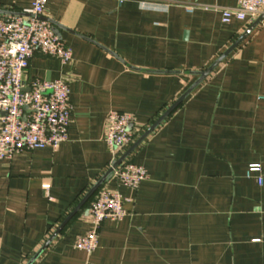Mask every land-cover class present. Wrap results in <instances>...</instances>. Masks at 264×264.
<instances>
[{
	"label": "crops",
	"instance_id": "obj_1",
	"mask_svg": "<svg viewBox=\"0 0 264 264\" xmlns=\"http://www.w3.org/2000/svg\"><path fill=\"white\" fill-rule=\"evenodd\" d=\"M33 2L0 0V17ZM236 7L48 0L73 61L37 52L24 80L69 83V139L0 161V264H29L56 234L34 264H264V182L247 176H264V21L128 157L148 179L137 190L104 182L127 215L102 225L94 254L75 248L102 186L77 208L115 159L109 115L134 116L138 141L253 25L222 23L220 10Z\"/></svg>",
	"mask_w": 264,
	"mask_h": 264
},
{
	"label": "built area",
	"instance_id": "obj_2",
	"mask_svg": "<svg viewBox=\"0 0 264 264\" xmlns=\"http://www.w3.org/2000/svg\"><path fill=\"white\" fill-rule=\"evenodd\" d=\"M236 8L220 10L222 23L254 22L264 14V0H236ZM48 0H34L29 10L0 17V161H11L24 151L58 149L69 139L72 118L70 85L64 80H35L27 84L25 74L39 52L68 65L73 52L45 16ZM195 6L188 7L193 12ZM136 118L112 112L107 120L106 142L114 154L110 178L137 190L149 177L148 171L128 158L113 168L135 144L139 135ZM262 185L260 167L247 172ZM48 188V187H47ZM126 199L118 192L101 187L92 200L88 215L92 229L77 238L75 248L92 255L99 246V232L107 221H121L127 215Z\"/></svg>",
	"mask_w": 264,
	"mask_h": 264
},
{
	"label": "water",
	"instance_id": "obj_3",
	"mask_svg": "<svg viewBox=\"0 0 264 264\" xmlns=\"http://www.w3.org/2000/svg\"><path fill=\"white\" fill-rule=\"evenodd\" d=\"M264 21V14L260 16L253 25L237 40L235 44L231 46V48L225 52V54L220 57L208 70L205 72L197 73L200 78L195 82V84L177 101L175 104L157 121L151 128L121 157V159L113 165V168H116L118 165L123 163L138 147L167 119V117L178 107L180 106L189 96L190 94L200 85L202 84L213 72L214 70L255 30L257 26H259ZM56 27V24H53ZM58 27V26H57ZM60 27V26H59ZM112 169L108 170L105 176L98 182L94 188L87 194L82 203L78 206L77 209H80L84 204H86L92 196L97 192V190L104 184V182L111 176ZM57 235V234H56ZM53 236L44 248L37 254V256L29 263L34 264V262L38 259V257L50 246L53 239L56 237Z\"/></svg>",
	"mask_w": 264,
	"mask_h": 264
}]
</instances>
